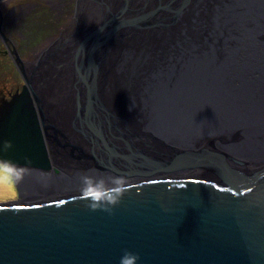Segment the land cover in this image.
Returning <instances> with one entry per match:
<instances>
[{
	"label": "water",
	"instance_id": "water-1",
	"mask_svg": "<svg viewBox=\"0 0 264 264\" xmlns=\"http://www.w3.org/2000/svg\"><path fill=\"white\" fill-rule=\"evenodd\" d=\"M203 1L106 3L108 18L62 64L77 65L71 128L57 116L67 99L47 94L61 84L63 50L30 72L14 53L23 85L0 101V161L22 168L21 200L0 203V264H118L125 250L138 264H264V0H214L202 49L176 22L188 5L201 14ZM130 10L133 24L116 23ZM147 27L122 66L132 81L106 94L110 109L97 75L116 39L123 48ZM48 65L56 72L38 80ZM84 175L104 178L109 192L123 177L125 190L109 210L93 209Z\"/></svg>",
	"mask_w": 264,
	"mask_h": 264
},
{
	"label": "bare ground",
	"instance_id": "bare-ground-1",
	"mask_svg": "<svg viewBox=\"0 0 264 264\" xmlns=\"http://www.w3.org/2000/svg\"><path fill=\"white\" fill-rule=\"evenodd\" d=\"M82 1L84 2L85 0H82ZM79 2H81V0H79ZM101 2H102V0H100V1L99 0H92V2L89 4V6H87V9L90 8L95 13V14H93V19L87 21V25L89 27L88 31H85L82 29L83 32H82V30L80 32H73L68 37H66L65 39L60 40V42L56 48H58L59 50H63V52H62V55H59L58 57H56V59H55L56 61L61 62L63 60L65 61L66 59H69V61H70L71 60L70 58L72 57V54L74 53L76 47L78 48L79 45L86 39L87 34L96 30L97 28H99V26H101L105 22V20H106V18H108V16L105 15L106 14L105 13L106 7L103 8V3H101ZM126 2H127V0H111L110 4L113 8H116L117 10H120L122 6H124V7L127 6V7H132L134 9V11L141 8L142 6H144L141 3L145 2V5L147 6V8H150V9L155 4L154 0H134V1H132L131 4H127ZM166 2H168V0H164L165 4H166ZM214 4H215L214 0H204L199 5V8H197V11H198V9H200L201 14L196 13V9L194 8V6H192L193 4L188 5L187 7H189V8H186L184 10L183 16L181 17L180 21L176 22V24H179V27L181 29L189 30L191 32V38H192L191 42H193L195 44L196 48H202L203 49L204 47H206V46L202 45V42H204L205 39H207V36H208L209 32L211 31L210 30L211 25L213 24L212 14L207 15L206 11L214 9L215 8V7H213ZM134 11L130 10L128 12L122 13L119 16L118 20H116V23L126 21V22H131L133 24L135 22L136 18L139 16ZM180 13L178 15H180ZM195 13H196V15H195ZM192 20L196 21L195 31H193L194 29H191ZM197 23L199 25L200 24L204 25V27L202 29V32L204 33L203 35H202V33L201 34L199 33L200 29L197 30V27H198ZM169 28H173L172 25L169 26ZM113 30H116V29H113ZM148 30H151V28H148V27L147 28H141L140 32L136 31V30L132 31V34L129 37L130 39L128 40L130 42V44L127 45V43H126L123 48H122V45L116 44L117 42H119V39H116L114 46H112L113 48L111 47L110 48L111 50H109V52L111 51L110 53L113 55L111 56V58H110V56L106 58V65L102 70L103 74L97 75L98 79L101 78V76L103 77V83H102L103 86L100 88V91L98 92L97 98H98V100L103 101V104L105 103L106 105H109L110 109H113V107H112V105L109 104L111 100L107 97L106 94L113 95V93L116 91V88H117L116 84H118L120 86V90L122 89V86H123L122 82L125 81V79H124L125 78V76H124L125 71H121L122 66H124V64L126 62H128L129 52L130 51L131 52L136 51V47H133V46H136V44H137L136 40H141L139 38L143 37V35L148 34V32H149ZM192 31H193V33H192ZM117 32H118V36H119L121 34L122 30H119ZM150 35H152V34L150 33ZM65 42H66V44H65ZM67 52H68V54H67ZM112 59H115V62H116V64L114 66H113V64H110L113 61ZM136 62H137V57H133V65L131 66V68L136 67L138 65V63H136ZM222 63H224V62H222ZM36 64H34L33 66H35ZM193 64H198V63L194 61ZM229 64H230V62L226 63V65H229ZM76 66H77L76 64L70 63L66 66L61 67L62 69L60 68L61 72L59 73V75H61L60 78H61L62 86L64 88V89H62V91L64 92L62 98L65 97L67 99L66 103H69V102L73 103L74 102L75 96H74V89H73V81H74V78L76 75V72H75V70L77 68ZM111 66H113V67L110 68ZM129 66H130V63L126 64V67H129ZM54 68L51 67L49 69V72L52 74L55 73L56 71ZM66 70H67V73L65 72ZM29 72H30V70H29ZM135 84H136V81H134V85ZM111 89H113V92L111 91ZM128 94L130 95V97L128 98L126 106L128 105L129 100L131 99V95H133V91L130 90ZM107 100L109 103L107 102ZM106 105H105V108H106ZM72 109H73V107H67L66 106V111H67L66 114L69 115V121H65V124H67L66 125L67 128H71L73 125H75L76 120L73 119ZM59 124H60V122H59ZM70 135L76 143L80 144L84 148H87V149L89 148L88 141L85 140V138L81 134L78 135L76 132H72ZM15 195H17V193ZM17 199L18 200L15 202H19L21 200L19 197H17Z\"/></svg>",
	"mask_w": 264,
	"mask_h": 264
},
{
	"label": "rangeland",
	"instance_id": "rangeland-1",
	"mask_svg": "<svg viewBox=\"0 0 264 264\" xmlns=\"http://www.w3.org/2000/svg\"><path fill=\"white\" fill-rule=\"evenodd\" d=\"M85 1L83 2L81 0V2H79V0H70L71 5L74 4V6L69 5L67 8L62 7L61 10L59 7L56 8L54 6V4H57V2H55L54 0H43L41 2L39 1L40 3H42V5H36L35 7L36 9L33 15L30 17V19H27L25 21V24L22 26V29L20 31L24 35L21 50L25 55L29 56L28 60L31 63L30 66H26L27 64L25 65L27 72H29V70L31 71L33 65L36 64L37 61H39V58L44 53H47L48 55L52 53L53 51L51 49H55L58 46L60 40L65 39L73 32H80L82 29L85 31H88L89 27L87 25V21L92 20L93 14L95 13L90 8L87 9V6H89L92 0H88V1L85 0ZM101 3H103V8L106 7V3H108L109 6H111L110 4L111 0H102ZM141 4L145 5V2ZM34 58L35 60L33 61ZM148 59H150V57L148 58V56L146 55L145 61H147ZM48 61H47V58L42 60L43 63H47ZM68 61L69 59H66L65 61L63 60L61 62L54 60V63L57 66L61 65V67H63L62 64H65V62H68ZM8 63L9 62L5 61L4 66H0V69H1L0 88L1 90L2 89H6V90L13 89L14 88L13 83L15 82V78L16 76L19 75V73L17 72L18 68L16 67V65H13V63L11 65ZM147 64H149V62ZM52 66L54 65H48V67L46 68V70H44L43 73L40 72V71H43V67L41 69H37V71H39L36 74L38 75L37 79L38 80L46 79L49 73V69ZM61 69H59V73L61 72ZM65 72L67 73V70ZM59 73L58 75H56L55 80L60 81L61 84H56L57 88L55 87L56 89H54L53 91H50L52 90V86L49 87L50 89L49 91H47V94L49 93L48 97H50L51 95L53 98L57 100H60V98L63 99L62 97L64 93L62 91V89L64 88L62 86V82L60 78L61 75H59ZM11 78L13 79V81L9 82L8 85H4V83L6 82V79H11ZM125 81H123V83L124 82L127 83L129 81L131 82L132 80L130 78H127ZM56 106L58 108V115H57L59 117L58 119H60L63 123L64 121H69V115L66 114L67 113L66 106L70 107L69 103L62 102ZM204 146H209V142H205ZM15 194H16V190L14 188L13 183L7 184L3 181H0V203H6V202L14 201V200L17 201L18 200L17 195Z\"/></svg>",
	"mask_w": 264,
	"mask_h": 264
},
{
	"label": "flooded vegetation",
	"instance_id": "flooded-vegetation-1",
	"mask_svg": "<svg viewBox=\"0 0 264 264\" xmlns=\"http://www.w3.org/2000/svg\"><path fill=\"white\" fill-rule=\"evenodd\" d=\"M39 1L43 0H0V66H4L5 61L9 62L8 64L12 65L13 63L15 65L14 53L20 57L25 65L27 64L26 66L31 65L28 60L29 56L25 55L21 50L24 35L20 31L25 21L33 15L36 5H42ZM54 1L57 2L54 6L56 8L59 7L60 10L62 7L67 8L71 5L70 0ZM72 5L74 6V4ZM17 72L19 73L16 76V80L18 81L17 87L11 90H1L0 88V101L9 100L12 95L21 90L23 79L20 72ZM11 81H13L12 78L6 79L4 85H8Z\"/></svg>",
	"mask_w": 264,
	"mask_h": 264
},
{
	"label": "clouds",
	"instance_id": "clouds-1",
	"mask_svg": "<svg viewBox=\"0 0 264 264\" xmlns=\"http://www.w3.org/2000/svg\"><path fill=\"white\" fill-rule=\"evenodd\" d=\"M10 146V142H6ZM22 168L10 161H0V181L11 184L21 179ZM82 191L90 201V207L109 210V206L115 205L124 192L125 179L123 177L111 178L114 187L106 190L104 178L84 175L82 178ZM139 254L125 250L119 257L118 264H138Z\"/></svg>",
	"mask_w": 264,
	"mask_h": 264
},
{
	"label": "trees",
	"instance_id": "trees-1",
	"mask_svg": "<svg viewBox=\"0 0 264 264\" xmlns=\"http://www.w3.org/2000/svg\"><path fill=\"white\" fill-rule=\"evenodd\" d=\"M1 70V69H0ZM17 78H15V82L13 83L14 84V87H17L18 85V81L16 80Z\"/></svg>",
	"mask_w": 264,
	"mask_h": 264
}]
</instances>
